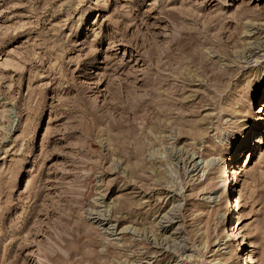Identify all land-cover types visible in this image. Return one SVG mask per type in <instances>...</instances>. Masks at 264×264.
Segmentation results:
<instances>
[{"label":"rangeland","instance_id":"rangeland-1","mask_svg":"<svg viewBox=\"0 0 264 264\" xmlns=\"http://www.w3.org/2000/svg\"><path fill=\"white\" fill-rule=\"evenodd\" d=\"M252 24L264 0H0V264H264Z\"/></svg>","mask_w":264,"mask_h":264},{"label":"bare ground","instance_id":"bare-ground-1","mask_svg":"<svg viewBox=\"0 0 264 264\" xmlns=\"http://www.w3.org/2000/svg\"><path fill=\"white\" fill-rule=\"evenodd\" d=\"M255 24H256V23H255ZM252 25H253V24H252ZM178 30H179V29H178ZM253 30H255L253 36L256 35V34H259L260 36H261V35H264V25H262V24H261V25H258V24H257V25H253V28H252V29H248V31L246 32V33H247L246 35H248V33L251 32V31H253ZM176 31H177V29H176ZM176 31H175V32H176ZM177 32H178V31H177ZM185 33H186V32H185ZM188 33H189V32H188ZM188 33H187V34H188ZM178 34H179V33H178ZM178 34H173V35L176 36V37H178V36H177ZM249 35H250V34H249ZM181 36H182V34H181ZM181 36H180V37H181ZM195 36H196V35H195ZM180 37H178V39H179ZM178 39H176V40H178ZM189 39H191V37H190ZM176 40H175V41H176ZM181 40H182V39H181ZM183 40H184V39H183ZM171 42H172V41H171ZM176 42H177V41H176ZM195 42H196V41H195ZM179 43H180V41H179ZM181 43H182V42H181ZM250 43H251V42H250ZM262 43H263V42H262ZM176 44H177V43H175V42L172 43L171 46H170V48H169L168 50H169V51H170V49H171V51L178 50V47H176L178 44H177V45H176ZM257 44H258V43H257ZM180 45H181V44H180ZM189 46H190V43H189ZM194 46H195V45H194ZM179 47H180V46H179ZM190 47H192V46H190ZM257 48H260V47H257ZM261 48H262V47H261ZM180 49H181V48H180ZM191 49H192L193 52L195 51L194 48H191ZM181 50H182V49H181ZM185 50H186V49H185ZM188 51H189V49H188ZM190 52H191V51H190ZM190 52H189V53H190ZM197 52H198V51H197ZM169 53H170V52H169ZM169 53L167 52V55H168ZM187 53H188V52H187ZM191 53H192V52H191ZM194 53H195V52H194ZM192 54H193V53H192ZM209 54H210V53H209ZM259 54H260V53H259ZM255 55H256V54H255ZM170 56H171V53H170ZM168 57H169V56H168ZM168 57H167V58H168ZM256 57H257V56H256ZM170 58H172V57H170ZM172 59H173V58H172ZM199 63H200V62H199ZM98 117H99V116H98ZM101 117H102V116H101ZM157 138H158V137H157ZM192 152H193V151H192ZM196 153H197V152H196ZM241 182H242V181H241ZM83 194H84V193H83ZM237 197H238V196H237ZM235 200H236V199H235ZM238 200H239V198H238ZM68 201H69V200H68ZM236 201H237V200H236ZM69 202H70V201H69ZM71 202H72V203H75V202H77V200H76V199H75V200H71ZM72 203H69V204H70V209H73V204H72ZM75 204H76V203H75ZM74 208H77V207H74ZM234 209H235V208H234ZM73 211H74V210H73ZM106 213H107V212H106ZM69 215H70V214H69ZM170 220H171V219H170ZM58 234H59V233H58ZM59 237H60V236H59ZM60 238H62V237H60ZM243 242H244V241H243ZM63 243H64V242H63ZM52 251H53V250H52ZM72 259H73V258H72ZM182 259H183V258H182ZM185 260H186V259H185ZM183 261H184V260H183ZM183 261H182V262L180 261V262H181L180 264H183V263H184ZM186 261H188V260H186Z\"/></svg>","mask_w":264,"mask_h":264}]
</instances>
